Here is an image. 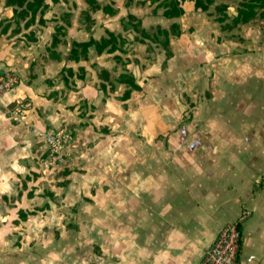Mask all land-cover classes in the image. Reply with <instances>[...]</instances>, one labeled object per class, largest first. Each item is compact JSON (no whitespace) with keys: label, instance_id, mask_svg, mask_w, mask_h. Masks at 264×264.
<instances>
[{"label":"rangeland","instance_id":"obj_1","mask_svg":"<svg viewBox=\"0 0 264 264\" xmlns=\"http://www.w3.org/2000/svg\"><path fill=\"white\" fill-rule=\"evenodd\" d=\"M184 5V13L175 20L161 16L158 9L159 19L148 16L145 20L153 18L152 22H141L149 33L156 24L168 27L171 21L182 28L180 35L169 36L172 55L166 60L159 43L148 38L139 40L141 34L132 22L124 20L122 30L113 31L124 39L123 51L104 54L106 68L119 63L112 56L118 53L126 70L140 84V89L132 91L125 101L118 99L124 85L117 80L112 81V88L108 84L105 90L99 87L96 62H91L92 70H84L82 77L77 76V67L72 75L61 67L46 77L45 72L40 74L41 57L28 60L26 72L34 76L27 75L26 82L33 83L40 102L33 105L30 96L21 93L19 96L30 102L24 117L14 121L3 113L2 122L19 125L0 130V242L11 246L23 242L26 246L44 241L49 245L59 237L64 255L65 247L73 242L81 255L89 248L96 253L98 245L90 240L99 238L97 216H90L89 211L97 210L99 170L115 159L117 144L163 143L182 125L188 129L182 135L174 132V141L181 137L186 144L198 147L227 144L228 99L242 97L246 82L248 92H264L260 21L220 30L213 20V3L206 11L194 10L189 1ZM2 9L0 3V30L9 26L12 32L20 30L14 40L26 44L35 38L45 20H50L51 34L55 25L63 23L61 12L67 11L63 5L47 3L30 24L24 25L23 19L15 20L11 6L9 15ZM227 12L232 14L234 6ZM250 68L257 71L250 72ZM44 128L62 129L71 135L64 164H44L45 145L38 133ZM18 209L27 212L24 219L18 217Z\"/></svg>","mask_w":264,"mask_h":264},{"label":"crops","instance_id":"obj_2","mask_svg":"<svg viewBox=\"0 0 264 264\" xmlns=\"http://www.w3.org/2000/svg\"><path fill=\"white\" fill-rule=\"evenodd\" d=\"M45 1L50 6L63 5L70 12L66 34L57 47L61 58L51 59L46 52L50 20L39 25L41 30L28 44L15 42L20 30L12 32L9 26L0 31V68L10 67L19 77L17 85L1 96L3 103L21 93L28 94L33 105L40 102L33 83L26 82L28 60L41 57L40 74L45 72L46 77L63 65L72 69L81 65L88 73L91 62L106 67L103 55L108 53H96L90 46L87 59H67L72 40L98 39L106 35L105 29L117 33L122 30L120 19L125 20L128 14L138 17L143 25L159 19L148 11L147 3L112 0L117 11L106 14L95 9L91 12L93 24L86 29L77 20L79 11L86 8L85 0ZM0 3L9 15L10 6ZM137 8L141 10L137 12ZM148 16L153 17L151 21L145 20ZM254 70L250 68V72ZM245 85L242 97L228 99L225 146L198 147L186 144L181 137L174 141V132L186 133L185 125L170 132L163 143L116 145L115 159L99 170L97 210L89 211L90 216H97L99 238L90 240L98 245L96 253L89 248L81 255L73 242L65 247L64 255L59 237L49 245L39 241L11 246L1 241L0 264H197L220 226L244 210L248 214L241 223L239 263L264 264V92H248ZM2 117L0 109V130L19 125L2 122ZM258 182L263 184L258 186Z\"/></svg>","mask_w":264,"mask_h":264},{"label":"trees","instance_id":"obj_3","mask_svg":"<svg viewBox=\"0 0 264 264\" xmlns=\"http://www.w3.org/2000/svg\"><path fill=\"white\" fill-rule=\"evenodd\" d=\"M55 1V0H52ZM126 4L130 3L132 0H124ZM185 0H136L138 4L147 3L150 6V12L156 13L160 10V14L165 17H177L184 12L183 2ZM192 2V8L194 10L206 11L208 6L213 3V20L218 23V28L220 30H230L233 27L238 26L239 23H245L253 20L260 21V29L264 35V0H219L214 3V0H190ZM86 8L81 9L78 13L77 20L82 23L85 28H89L93 24V18L91 12L95 9L100 8L106 14H114L117 8L113 5L112 0L105 2H100L99 0H85ZM4 5L11 6L12 15L18 19L24 20V25L30 24L36 12H42L47 6L45 0H4ZM234 6V12L229 14L227 8L229 6ZM70 13L68 11L61 12L60 19L62 24L55 25L53 31L51 32V38L46 45V52L49 58L60 60V51L57 49L60 42L63 41V33L65 32V26L69 24ZM40 20V18H38ZM132 22V27L137 30L141 37L139 40H144L148 38L156 43H159L164 52V60L172 55V50L169 44V36H178L181 32L180 27L177 22H171L168 27H163L158 24L155 25L154 31L149 33L146 29L141 26L140 19L132 14H128L127 18ZM121 22L124 18L120 19ZM1 31V30H0ZM106 35L100 36L98 39L89 37L86 40L76 41L72 40L70 47L67 52V59L71 60H81L87 59L89 54V47L91 46L96 53L101 52H113L118 50L123 51L124 39L121 35H115L113 31L105 29ZM116 58V63L118 64L113 68H106L104 66L96 67V77L99 80V87L105 90L106 84L112 88V81L117 80L124 85L118 99L125 101L133 90H139L140 84L136 81L134 76L126 70L125 63L119 58L118 53H113ZM69 75L73 74V70L70 66L63 65L62 68ZM79 71L78 77L83 76L84 68L83 66H77ZM28 77L32 78L34 76L33 72H28ZM263 183L258 182L257 185L261 186ZM26 213L22 209L17 210L18 217L24 219Z\"/></svg>","mask_w":264,"mask_h":264},{"label":"built area","instance_id":"obj_4","mask_svg":"<svg viewBox=\"0 0 264 264\" xmlns=\"http://www.w3.org/2000/svg\"><path fill=\"white\" fill-rule=\"evenodd\" d=\"M18 73L10 68H0V109L9 120L20 121L30 107V102L17 95L3 103L1 96L18 83ZM38 133L45 145L44 164H64L70 153L71 135L62 129L44 128ZM248 211H242L236 218L223 223L210 244L203 250L197 264H240L238 252L241 242V223Z\"/></svg>","mask_w":264,"mask_h":264}]
</instances>
